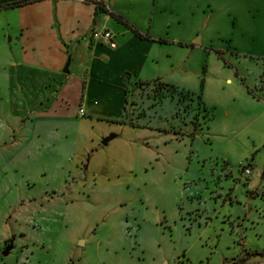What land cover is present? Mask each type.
Wrapping results in <instances>:
<instances>
[{
	"label": "rangeland",
	"instance_id": "obj_1",
	"mask_svg": "<svg viewBox=\"0 0 264 264\" xmlns=\"http://www.w3.org/2000/svg\"><path fill=\"white\" fill-rule=\"evenodd\" d=\"M204 7L196 38L232 80L211 120L134 83L122 105L92 91L84 116L76 91H54L51 117L34 119L46 89L9 81L21 45L0 12V264H264V0Z\"/></svg>",
	"mask_w": 264,
	"mask_h": 264
},
{
	"label": "crops",
	"instance_id": "obj_2",
	"mask_svg": "<svg viewBox=\"0 0 264 264\" xmlns=\"http://www.w3.org/2000/svg\"><path fill=\"white\" fill-rule=\"evenodd\" d=\"M15 1L19 0H0V12L8 14L6 10H12L13 14V19L5 21L8 26L3 27L4 33L16 32L21 45L18 59L8 64L13 69L8 78L15 79L22 90L46 89L32 102L42 107L40 112L30 110L34 119L51 117L54 91L66 102L69 91H76L84 115H91L97 111V102L91 96L101 88L117 90L122 105L129 83L152 89L154 80L200 94L210 111L208 119L217 116L213 108L223 101L219 91L232 80L224 77L215 64L212 52L218 55L222 50L209 47L203 34L196 38L201 24H208V19L199 22L197 10L202 8L204 13V6L210 7L214 0H38L2 7ZM97 28L116 34V48L90 37ZM135 30L147 37L138 36ZM68 59L69 71L64 72ZM201 62L208 68L200 81ZM260 95L264 96V85ZM107 100L112 102V95ZM12 144L17 142L13 140ZM225 163L229 165L230 159ZM248 168L252 172L253 165ZM4 240L3 254L8 246Z\"/></svg>",
	"mask_w": 264,
	"mask_h": 264
},
{
	"label": "trees",
	"instance_id": "obj_3",
	"mask_svg": "<svg viewBox=\"0 0 264 264\" xmlns=\"http://www.w3.org/2000/svg\"><path fill=\"white\" fill-rule=\"evenodd\" d=\"M38 0H19V1H15L12 3H8L2 7H17V6H21V5H25L28 3H32V2H36ZM99 9H102L106 12V9L104 6L102 5H98ZM120 18V17H118ZM135 33L140 36V37H147V35L140 33L139 31L135 30ZM154 86V90L157 91H163L166 93V95L164 93H161L160 96H158V99H162L165 96H169L173 99H175L177 102L181 103V102H185L187 101L188 103H196L197 107H199L201 110L205 111L204 116H210V111L207 109V107L204 105L202 99H201V95L197 94L195 92H189L180 88H177L171 84H167V83H160V82H155L152 84ZM160 91V92H161Z\"/></svg>",
	"mask_w": 264,
	"mask_h": 264
},
{
	"label": "built area",
	"instance_id": "obj_4",
	"mask_svg": "<svg viewBox=\"0 0 264 264\" xmlns=\"http://www.w3.org/2000/svg\"><path fill=\"white\" fill-rule=\"evenodd\" d=\"M106 9V13L110 14L111 11L107 8ZM115 36L116 34L107 29V28H97V29H93L90 33V37L99 43H106L110 48H116V41H115ZM78 114L80 116H84V108L80 107ZM250 173V169L246 166H242L241 168V174L243 177L247 176Z\"/></svg>",
	"mask_w": 264,
	"mask_h": 264
},
{
	"label": "water",
	"instance_id": "obj_5",
	"mask_svg": "<svg viewBox=\"0 0 264 264\" xmlns=\"http://www.w3.org/2000/svg\"><path fill=\"white\" fill-rule=\"evenodd\" d=\"M69 64H70V59H68V61L66 62V65L64 66V72H68L69 71ZM154 82H157L156 80H154ZM114 137V135H110V136H107V137H105V138H103V140H102V144L103 145H107L108 144V142L112 139ZM7 249V247L5 248V250ZM7 253V250L4 252V254H6Z\"/></svg>",
	"mask_w": 264,
	"mask_h": 264
},
{
	"label": "flooded vegetation",
	"instance_id": "obj_6",
	"mask_svg": "<svg viewBox=\"0 0 264 264\" xmlns=\"http://www.w3.org/2000/svg\"><path fill=\"white\" fill-rule=\"evenodd\" d=\"M6 243L8 244V241Z\"/></svg>",
	"mask_w": 264,
	"mask_h": 264
}]
</instances>
